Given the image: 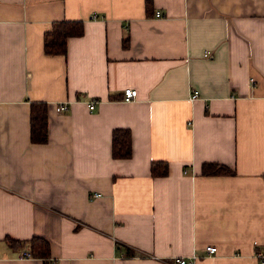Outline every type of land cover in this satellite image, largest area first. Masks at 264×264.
<instances>
[{
  "label": "crops",
  "instance_id": "1",
  "mask_svg": "<svg viewBox=\"0 0 264 264\" xmlns=\"http://www.w3.org/2000/svg\"><path fill=\"white\" fill-rule=\"evenodd\" d=\"M147 1L0 0V264H261L264 0ZM63 19L84 32L47 54ZM32 101L48 104L44 143ZM115 128L131 131L129 158L112 154ZM35 235L46 261L22 255Z\"/></svg>",
  "mask_w": 264,
  "mask_h": 264
},
{
  "label": "trees",
  "instance_id": "2",
  "mask_svg": "<svg viewBox=\"0 0 264 264\" xmlns=\"http://www.w3.org/2000/svg\"><path fill=\"white\" fill-rule=\"evenodd\" d=\"M149 0L147 1V7ZM84 22L81 19L56 20L52 28L45 33L44 48L47 54H66L67 40L71 36L82 35ZM127 43V39L124 41ZM31 140L35 143L48 141V104L44 101H32L30 110ZM112 154L116 158H129L132 155V135L128 128H115L112 136ZM169 170L168 162L165 160H154L151 163V172L154 176L167 175ZM202 172L206 175L233 173L232 169L225 164L216 162H205ZM12 244H23L21 240L11 239ZM28 244L33 257L47 260L51 255L50 242L43 236L35 235L24 241ZM122 245V244H121ZM124 247V246H123ZM127 254L134 255L135 252L126 246Z\"/></svg>",
  "mask_w": 264,
  "mask_h": 264
},
{
  "label": "built area",
  "instance_id": "3",
  "mask_svg": "<svg viewBox=\"0 0 264 264\" xmlns=\"http://www.w3.org/2000/svg\"><path fill=\"white\" fill-rule=\"evenodd\" d=\"M156 15L160 16L162 15L161 11H157ZM138 90L134 87H127L124 89V94H123V99L126 101L132 100L136 95H137ZM199 95V91L195 90L192 95L191 99L196 98ZM96 100L92 99L89 101V107L90 109H94L96 106ZM55 110L57 112H66L70 110V103L68 101H63V102H58L55 104ZM98 194H91V197L97 196ZM206 249L209 253H215L218 250V247L209 244L206 246ZM23 256L27 257H33L30 250H24L22 253ZM255 256L259 260L261 264H264V249L263 248H258L257 251L255 252ZM197 260V255H192V257L187 258L186 256H177L174 258V261L172 263L175 264H193Z\"/></svg>",
  "mask_w": 264,
  "mask_h": 264
}]
</instances>
